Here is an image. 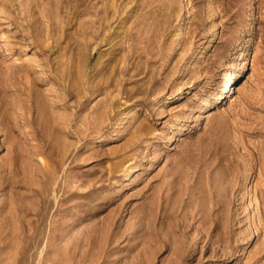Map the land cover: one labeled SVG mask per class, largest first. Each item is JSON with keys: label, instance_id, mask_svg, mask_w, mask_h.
I'll return each mask as SVG.
<instances>
[{"label": "rangeland", "instance_id": "obj_1", "mask_svg": "<svg viewBox=\"0 0 264 264\" xmlns=\"http://www.w3.org/2000/svg\"><path fill=\"white\" fill-rule=\"evenodd\" d=\"M0 264H264V0H0Z\"/></svg>", "mask_w": 264, "mask_h": 264}, {"label": "bare ground", "instance_id": "obj_2", "mask_svg": "<svg viewBox=\"0 0 264 264\" xmlns=\"http://www.w3.org/2000/svg\"><path fill=\"white\" fill-rule=\"evenodd\" d=\"M235 77V74H229L228 76H227V80H226V87H228L229 86V82L230 81H232V79ZM219 98L220 99H223L224 98V96L223 95H221V96H219ZM208 107H212V104H211V102H209V103H207L206 104Z\"/></svg>", "mask_w": 264, "mask_h": 264}]
</instances>
